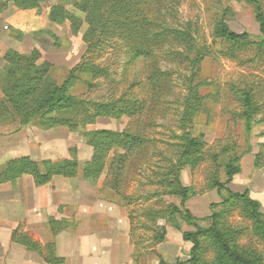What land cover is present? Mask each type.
Masks as SVG:
<instances>
[{"label": "rangeland", "instance_id": "374dc122", "mask_svg": "<svg viewBox=\"0 0 264 264\" xmlns=\"http://www.w3.org/2000/svg\"><path fill=\"white\" fill-rule=\"evenodd\" d=\"M260 1L264 14V0ZM165 3L172 9L174 25L178 29L190 25L194 44L199 50L204 51L205 48V55L200 66H193L189 71V65L184 59L185 51L174 48L162 52L164 55L161 56L160 67L169 75L171 92L169 97L159 102L151 111L149 122L145 118L142 119V128L139 131L146 139V148L139 160L140 168L132 172L126 186L125 194L132 198L130 206L125 207L124 202L109 190V186L106 187L108 180L105 175L98 182L102 196H113L121 205L122 211L130 217L132 264H190L189 252L192 245L182 240V233L211 227V210L217 213L223 209L220 205L221 198L215 188L211 189V185L226 180L224 166L235 157H238L239 161L234 162L233 167H239L240 173L233 177L227 189L238 194L248 190L250 198L259 203L260 212L264 213V57L259 58L253 51L254 48L250 49L252 46L239 51L237 59L223 56L221 52L229 46L212 37L215 20H221L232 33L247 35L250 43L264 41L255 21V6L244 0H165ZM42 7L41 10L44 5ZM73 13L83 19L79 13ZM12 21L24 22V30L30 35L17 50L23 54H29L33 49L38 50L42 60L52 64L51 77L56 83H62L68 72L80 63L86 49L81 39L86 25L82 26L78 35H74L71 34L68 23L62 26L48 23L44 30L52 35L49 36L41 32L45 22L40 19L39 14H20ZM4 30L5 26L1 31ZM16 31L18 30L10 28L12 37L17 36ZM121 45L112 42L94 59L95 64L108 69L109 79L99 78L91 81L92 86L89 87L85 83L88 78L79 75V80L70 89V94L81 99L106 102L111 98L118 99L131 85L143 81L144 74L139 63L123 70L124 50L120 48ZM193 54L188 57L192 59ZM190 84L199 85L195 94L201 97L202 101L201 105H197V114L186 123L185 129L192 137L200 138L206 147L200 154L198 164L184 167L180 171L179 179L181 185L192 193L184 209L197 221H194L192 226V223L184 221L179 215L167 214L166 219L157 222L158 227L164 228L165 239L154 244L152 238L155 227L150 221H145L144 211L149 207L162 210L168 204L180 208V200L165 196V189L158 183L169 166L166 160L176 159V148L170 145L175 142L173 135L180 134L178 123ZM237 89L253 90L256 105L260 109L250 132L246 130L245 123L240 118L242 107ZM127 91L130 100L146 96V92L139 87ZM147 106L149 112L152 106L149 103ZM131 121L125 117L100 118L94 125L80 128L76 132L65 129L42 130L34 126L21 130L22 128L15 124L0 126V167L20 157H29L34 161L57 162L70 158V148H76L77 158L81 163L88 161L92 150L83 137L86 132L107 130L121 133ZM119 153L122 152L114 150L110 153V159ZM255 160L257 168L254 167ZM91 186L95 187L91 184L81 187L84 191H90ZM154 193L159 196L153 195ZM146 197H149V200H146ZM223 197H228L227 192H223ZM211 206L213 208L210 209ZM66 216L67 218L62 220V226L67 225L64 230L72 226L75 213L70 210ZM219 223L234 232L233 243L238 249H255L258 253L261 252L264 258V242L255 236L251 221L239 209L229 210L225 219H220ZM147 226L153 228L147 229ZM47 229L49 235L45 236L44 245L24 233L20 225L15 231L26 234L40 247L42 254L46 255L45 245L53 239L48 225ZM200 241L204 264H210L213 251L203 239Z\"/></svg>", "mask_w": 264, "mask_h": 264}, {"label": "trees", "instance_id": "16d2710c", "mask_svg": "<svg viewBox=\"0 0 264 264\" xmlns=\"http://www.w3.org/2000/svg\"><path fill=\"white\" fill-rule=\"evenodd\" d=\"M244 1L255 6V21L261 35L264 36L261 1ZM43 5L44 9L41 10ZM9 6L16 11H32L39 14L49 25L62 26L68 23L70 32L74 35H78L82 26L86 25L81 36L86 49L80 63L68 72L60 84L51 77L52 64L42 60L38 50L33 49L29 54L7 50L2 56L6 66L0 73V126L15 124L18 128L34 126L42 130L65 129L76 132L80 128L85 129L94 125L100 118L125 117L132 121L121 133L107 130L86 132L83 137L92 153L90 159L82 163L77 158L76 148L69 149L70 158L57 162L34 161L29 157L12 159L0 167V184L30 177L35 187H42L49 184L53 178L62 177L97 185L105 175L108 180L106 187L109 186V190L124 202L125 207H129L132 198L125 194L126 186L132 172L140 166L139 160L146 148V139L139 131L142 128V119L145 118L149 122L151 111L159 102L169 97L171 92L169 75L160 67L161 56L164 55L162 52L174 48L185 51L184 59L190 71L193 66H200L205 48L202 51L196 47L189 24L179 29L174 25L172 9L168 8L165 0H2L0 13ZM73 11L83 16V19L76 16ZM41 32L52 36L47 30ZM22 34L21 31H16V39H21ZM212 37L229 46L227 50L221 52L223 56L237 59L239 51L252 46L250 49L254 48L253 51L259 58L264 57V41L250 43L247 35H236L229 31L224 21L215 20ZM112 42L122 44L120 48L124 50L123 70H128L139 63L144 74L143 81L131 85L118 99L111 98L106 102L71 95L70 89L79 80V75L88 78L85 83L89 87L92 86L91 81L99 78L109 79L108 69L95 64L94 59ZM192 53L194 54L191 59L188 56ZM138 87L146 92V96L130 100L127 90ZM198 87L197 84L194 86L190 84L189 94L184 98L183 112L178 123L180 134L173 135L175 142L170 145L176 148V159L166 160L169 166L158 183L165 189V196L180 200V208L168 204L162 210L149 207L144 211L145 221H150L155 227L152 238L154 244L165 239L164 228L158 227L157 222L166 219L167 214L179 215L184 221L192 223V226L194 221H197L184 209L192 193L190 189L181 185L179 174L184 167L197 165L200 154L206 147L200 138L192 137L185 129L186 123L194 118L197 107L201 105L202 98L195 94ZM237 94L242 107L240 118L245 123L246 130L250 132L255 122L254 118L260 114L255 102V93L253 90L237 89ZM147 103L152 106L149 112ZM114 150H120L122 153L110 159V153ZM236 161H239L238 157L224 166L226 177L224 182H215V185H211V189L215 188L221 198L220 205L223 207L222 211L217 213L211 210L209 217L212 221L211 227L208 229L195 227V232L182 233V240L192 245L189 252L190 264H204L201 256V239L213 251V260L210 264H264L261 252L258 253L255 249H238L233 243L234 232L225 229L219 223L220 219H225L229 210L239 209L251 221L255 236L264 242V213L260 212L259 203L250 198L248 190L238 194L227 189L233 177L240 173L239 167H233ZM254 167H258L256 160ZM122 187L124 189L121 190ZM224 191L228 194L227 198L223 197ZM155 194L157 193L153 195ZM63 222L49 219L47 225L53 237L67 227L62 226ZM11 240L27 251L37 253L47 264L64 262L55 256L53 241L45 245L47 254L44 255L40 247L26 234L13 231Z\"/></svg>", "mask_w": 264, "mask_h": 264}, {"label": "crops", "instance_id": "0c3cea01", "mask_svg": "<svg viewBox=\"0 0 264 264\" xmlns=\"http://www.w3.org/2000/svg\"><path fill=\"white\" fill-rule=\"evenodd\" d=\"M20 14L35 16L32 11H16L12 6L0 13V29L5 26L0 30V73L5 66L3 54L9 49L19 50L30 37L24 22L12 21ZM40 19L45 22L44 30L48 22L42 16ZM10 28L21 31L22 38L12 37ZM84 184L89 185L62 177L42 187H35L30 177L0 184V264H47L37 253L12 242L11 234L20 225L24 233L44 245L49 235L48 219L65 220L70 210L75 213L72 226L52 239L55 256L63 259V264H132L129 216L113 196H102L98 183L90 191L83 190Z\"/></svg>", "mask_w": 264, "mask_h": 264}]
</instances>
